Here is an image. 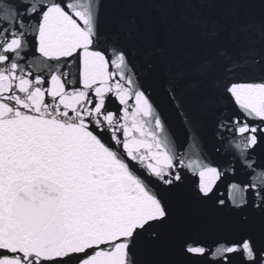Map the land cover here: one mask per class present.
<instances>
[{
  "label": "snow or ice",
  "instance_id": "snow-or-ice-1",
  "mask_svg": "<svg viewBox=\"0 0 264 264\" xmlns=\"http://www.w3.org/2000/svg\"><path fill=\"white\" fill-rule=\"evenodd\" d=\"M0 264H264V0H0Z\"/></svg>",
  "mask_w": 264,
  "mask_h": 264
}]
</instances>
